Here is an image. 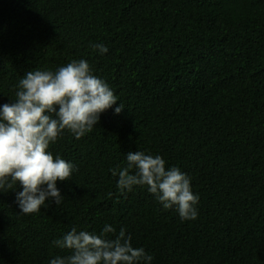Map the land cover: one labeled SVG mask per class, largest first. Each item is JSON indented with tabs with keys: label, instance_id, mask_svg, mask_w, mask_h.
<instances>
[{
	"label": "trees",
	"instance_id": "1",
	"mask_svg": "<svg viewBox=\"0 0 264 264\" xmlns=\"http://www.w3.org/2000/svg\"><path fill=\"white\" fill-rule=\"evenodd\" d=\"M81 59L118 103L50 144L75 168L59 205L22 214V188H0V264H50L70 254L53 241L105 225L150 264H264V0H0V107L26 71ZM135 151L189 176L195 220L117 187Z\"/></svg>",
	"mask_w": 264,
	"mask_h": 264
},
{
	"label": "clouds",
	"instance_id": "2",
	"mask_svg": "<svg viewBox=\"0 0 264 264\" xmlns=\"http://www.w3.org/2000/svg\"><path fill=\"white\" fill-rule=\"evenodd\" d=\"M93 47L101 54L108 52L103 44ZM16 89V99L0 107V188L11 189L18 184L22 188L16 193L19 213L32 214L46 201L56 205L62 202L64 196L57 182L68 181L75 170L61 157L54 158L50 144L65 130L80 139L118 100L83 59L56 71L28 70ZM123 110L119 103L114 112L119 115ZM110 171L118 176L117 187L122 192L146 187L164 209L175 207L182 220L197 218L199 196L192 191L191 179L178 167H166L160 155L128 152L126 166ZM110 233L114 238H108ZM115 233L110 225L99 234L73 227L62 239L53 241L70 254L56 256L50 264H150L153 257L144 248L133 247L125 229Z\"/></svg>",
	"mask_w": 264,
	"mask_h": 264
}]
</instances>
